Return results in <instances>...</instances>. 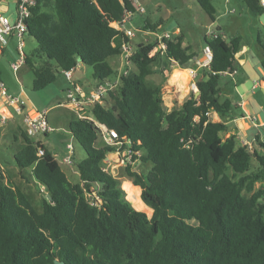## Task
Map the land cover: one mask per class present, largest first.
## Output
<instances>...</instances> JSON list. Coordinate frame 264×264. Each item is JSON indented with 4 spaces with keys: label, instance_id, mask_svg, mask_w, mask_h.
I'll return each instance as SVG.
<instances>
[{
    "label": "trees",
    "instance_id": "16d2710c",
    "mask_svg": "<svg viewBox=\"0 0 264 264\" xmlns=\"http://www.w3.org/2000/svg\"><path fill=\"white\" fill-rule=\"evenodd\" d=\"M196 1L216 19L213 0ZM240 1L258 17L264 13L260 0ZM128 12H137L135 0H37L27 19V35L37 41L26 53L33 89L46 88L80 63L91 66L98 83L115 80L112 59L122 53L124 33L114 23ZM162 25L147 19L144 28ZM220 29L205 36L212 58L196 81L199 93L192 90L170 110L162 85L147 80L154 63L162 53L186 67L198 53L182 31L165 39L164 52L152 53L157 40L134 43L131 66L117 87L91 107V117L70 122L78 179L23 132L14 161L46 195L39 211L26 190L0 172V264H264V138L255 136L258 146L236 134L224 138L230 122L212 117L240 113V104L224 98L220 80L241 68L236 54L243 36L227 37ZM254 38L264 69V24ZM103 126L118 130L122 149L140 151L134 160L151 163L146 172L127 163L126 174L142 188L152 216L133 205L106 169L104 161L117 147L101 143Z\"/></svg>",
    "mask_w": 264,
    "mask_h": 264
},
{
    "label": "rangeland",
    "instance_id": "374dc122",
    "mask_svg": "<svg viewBox=\"0 0 264 264\" xmlns=\"http://www.w3.org/2000/svg\"><path fill=\"white\" fill-rule=\"evenodd\" d=\"M136 2L141 3L145 10L144 12L133 13L132 22L136 27V44L154 41L156 40L155 38L157 35L163 34L165 31L170 32L174 36L175 34H178L180 30H182L185 36V44H191L192 49L198 53L196 58L188 63L189 67L191 68H197L198 66H201L202 62L206 63L205 56L207 49H205V36H211L213 30L222 27L220 31H224L227 37L234 35V30L238 29L233 27V18L239 14H244L246 17L245 28L242 27L240 29H244L245 36L248 40L252 41L254 36L252 27L254 25L260 24L258 22L259 17L254 13H251L246 8L245 4L240 0H213V4L217 9V17L215 20L211 19L209 14L199 5L196 0H136ZM15 9V4L11 2L10 9L6 11L7 13L11 12L12 16ZM145 18L150 19L152 22L163 20V25L156 32H152L153 30L150 28L145 29L146 31H144L143 23ZM178 28H180V30ZM25 42V49L27 52H30L37 44L36 39L29 35L25 36ZM14 44V41L10 42L7 48L15 57L17 52L14 49ZM157 49L160 50L159 46ZM120 57L121 56L112 59L113 64L118 70V73L120 72L123 65L122 59ZM154 66L156 68V72L149 75L147 80L151 84L161 83L163 88L164 102L169 110L182 104L185 97L192 90L198 91L196 77H193L191 80L189 70L186 71L190 78H188L187 81L188 86L183 87L175 81H171V75L173 71L181 66L177 62L167 59L162 53L154 63ZM5 67V74L2 77V80L5 82L6 87H8L10 92L14 93V96H16L23 89L20 97L25 100L28 107L32 109H36L37 107V109L40 110L44 107H50L56 103L67 101V92L69 89L74 88L72 82L67 79L65 73L60 72L58 73L57 79L54 83L50 84L44 89L35 90L32 87L34 73L30 67L24 66V68L18 74H15L12 68L8 66ZM257 67L261 69L263 77L264 69L261 63H258ZM183 71L185 72V70ZM254 77H256V75H252L251 80L246 81L248 88H251ZM73 78L79 79V82L84 86V88H88L90 81L94 80L92 78L91 66L85 65L84 67H80L79 70L74 74ZM261 81L263 82L264 80L261 78ZM220 85L222 86V91L225 95V88L233 85L232 78L226 75L222 76ZM223 100L224 98L221 99V102ZM3 103V96L0 94V106ZM88 107L89 110L86 112H84V110H80L79 113H73L67 107L61 106L59 104L58 106L50 108L48 112V119L55 130L47 133L48 135L37 134L34 136V139H42L46 147H48L55 154L58 160L62 162V165L66 168L70 178L73 180L76 179V173L73 171L75 169V165H73L72 162L69 163L73 166V170H71L70 168H67L66 163L63 162L64 157L69 154L70 149L68 144L72 143L74 146H77V143L70 132V128L68 127L69 121L74 117H85L89 115L90 108L92 106L88 105ZM250 112L255 114L257 113V115L260 117V120L264 121V98L258 103L257 107L254 110H250ZM37 113L38 112H36V114ZM36 114L30 115L35 116ZM212 117L215 120H220L223 118L226 121H229L231 116L229 115L224 118V116L213 112ZM16 123H22L20 115H16L15 119L12 117L4 119L3 114L0 112V172L2 171L1 165H4L6 169L5 171L9 173V175L20 187L26 190L36 209L41 211L43 208L44 197L46 195L44 186H41L40 183L29 176L28 169L27 171L25 170V174L28 178H23L22 170L14 161V153L18 151L25 143L24 139L17 141L14 138ZM254 132L255 127H252L251 133ZM229 133L230 132L226 133L224 138H227ZM261 136L264 138V129ZM239 139L241 142L248 141V143L252 144L253 146L257 145L255 140L250 141V138L245 136ZM100 141L101 143L104 142L103 136L100 138ZM104 164L106 169L121 181L122 187H124L127 192V186L133 184V181L126 174L127 163L123 162V151L116 149L115 151L110 152L107 159L104 161ZM132 165L133 168L139 172H146L151 167V163H144L140 160H136V162ZM19 169L21 170L20 172ZM149 208L150 206L140 210H143L149 216H152L153 208L152 212L147 210Z\"/></svg>",
    "mask_w": 264,
    "mask_h": 264
},
{
    "label": "crops",
    "instance_id": "0c3cea01",
    "mask_svg": "<svg viewBox=\"0 0 264 264\" xmlns=\"http://www.w3.org/2000/svg\"><path fill=\"white\" fill-rule=\"evenodd\" d=\"M17 1L18 0H0V10L3 13L11 16V12L7 13L6 10L10 9V3L11 2H13L15 4V8H16ZM138 4H141V3L136 2V5H138ZM137 12H140V11L137 10ZM11 17L14 18L15 17V13L12 14ZM147 19L148 18H145L144 23H143V30L144 31H146L145 28H144V25L146 24V20ZM232 22H233V27L235 29H238V30H234V32H235L234 35L243 36V39H242L243 49L236 54V59L239 62V64L241 65V68L238 69V70H235V72L232 73V74H228V73L225 74L226 76H229L230 78H232L233 85L230 86V87H226L225 88V90H224V92H225L224 98L225 97H230L234 102L240 104V107L237 110V112L238 111L240 112V113L238 112L239 115H237L234 118L230 117L229 122H230V126H231V131H230V133L228 135L236 134L239 138L245 136L247 138H250V141H251V140L255 139V136L257 134L261 135L263 133V129H264V121L260 120V117L257 115V113L255 114V113H251L250 112V110H252V109L254 110L257 107L258 103L261 102V100L264 98V81L263 82L261 81V78L264 80V76L262 77V71H261V69H259L257 67L258 63L260 64L261 62H260V60H258L259 58H257L258 56H257V54L255 52V49H254V44H255L254 36H255V31H256V29H257L259 24L254 25L252 27V31H253L254 36H253L252 41H251V40H248L247 37L245 36L244 29L243 30L240 29L242 27L245 28V24H246L245 15L244 14L237 15L236 17L233 18ZM258 22L260 24H264V13L259 16ZM178 29L180 30V28H178ZM240 30H242V31H240ZM180 31H182V30H180ZM144 33H146V32H144ZM12 41H14V43H15L14 44L15 45L14 49L16 50V41H15V39H11V42ZM134 41H135V38H134ZM205 49H207L206 45H205ZM205 57H206L205 58L206 59L205 60L206 63L202 62L201 66H198L197 68H191V67H189V65L186 66V67H182L181 66L179 68H176V69H181V70H178L176 72L173 71V73L171 75V81H175V74L177 72L183 71V70H185V71L189 70L190 76H191V71L193 70L195 72V75H196L195 77H196V81H197L199 77H202L201 72H202L203 66L208 65L209 62L211 61L212 53H209L207 51ZM14 59H15V57L13 56V54L11 53V51L7 47L6 48H0V77L1 78L5 74V71H4L5 68H6L5 66H8V67L11 68V62ZM24 66H28L27 63ZM24 66H22V68L19 70V72L24 68ZM84 66L85 65L83 63H80L78 65V67L73 69V77H74V74L79 70V68L80 67H84ZM18 73H15V74H18ZM252 75H256V77H254L253 80H252L251 88H248L247 85H246L247 84L246 81L247 80H251ZM92 78L94 79L93 74H92ZM191 80H192V77H191ZM72 83H73L72 84L73 86H75V85L76 86H81L88 93V95L92 94V91L94 90V88L99 84L98 80L94 79L93 81L92 80L90 81V84H89L88 88H84V86L79 82V79H75V78H73ZM158 84H161V83H158ZM184 86H188V83L186 85H184ZM7 89H8V87H7ZM8 92H9V94H13L14 95V93L10 92L9 89H8ZM21 92H23V89L16 96H20ZM3 101H4V103L0 106V112L3 114L4 119H7L9 117H12L13 119H15L16 115H20L21 116V122L22 123L21 124L16 123V125H15L16 126L15 127V133H14L15 140L20 141L21 139H24L22 134H23V132L26 131L25 130V124H24V114L16 113L15 109H14V106L9 105L5 101L4 97H3ZM65 102L66 101H64L62 103H56L55 105H51L50 107H44V108H42L40 110L37 109V107H36V109L35 108L32 109V108H29L28 105H26L25 114H29V115L30 114H36V112L42 111V110H47L49 112L50 108H53L54 106H58V104L61 105V106L67 107L73 113H79L80 110H84V112L89 110V107H88L87 104L83 105L79 109V108H77L75 106L74 103H69L68 102L67 104H65ZM90 110H91V108H90ZM87 116L91 117V114L89 113V115H87ZM254 117H257L256 120H254ZM48 118H49V116H48ZM71 120L69 121V126H68L69 128H70ZM49 122H50V120H49ZM252 127H255V132L254 133H251V128ZM44 135H48V134H44ZM31 138L34 141H36V142H41L42 144H44V142L40 138L39 139H34V136H31ZM69 144H72V143H69ZM75 149H76V146L73 145V151ZM68 155H70V150H69V154H67L65 157H67ZM65 157L63 159V162H65L64 161ZM72 158H73V154H72ZM65 163H66L67 168H70L71 170H73L72 164H69L70 162H65ZM72 163H73V161H72ZM73 165H75V164L73 163ZM1 166H2V171L1 172H5L6 174L9 175V173L7 171H5L6 169H5L4 165H1ZM64 169L66 170L65 167H64ZM20 171L21 170L19 169V172ZM73 171H74V173H76V175H75L76 179H78L79 173L76 170V167H75V169ZM67 173H68V171H67ZM68 175H69V173H68Z\"/></svg>",
    "mask_w": 264,
    "mask_h": 264
},
{
    "label": "built area",
    "instance_id": "2783aa9c",
    "mask_svg": "<svg viewBox=\"0 0 264 264\" xmlns=\"http://www.w3.org/2000/svg\"><path fill=\"white\" fill-rule=\"evenodd\" d=\"M37 0H18L17 6L14 11L15 17L3 13L0 10V48H6L11 39H15L16 41V52L17 55L15 59L11 62V68L15 73H18L19 70L26 64V42L25 36L28 31V23L27 19L31 15V6L36 4ZM261 4L264 6V0H260ZM136 8L140 12H144V8L141 4L136 5ZM13 13V14H14ZM133 13H126L121 21L115 22L114 26L121 32L124 33V41L122 43V68L118 75L121 73H126L128 71V67L131 66V57L134 53V38L136 35V27L132 22ZM156 32V31H152ZM172 37V34L168 31H165L163 34H159L156 36V40L158 42L159 48L164 52L167 48V43L165 39H169ZM157 46V47H158ZM155 47L152 51L154 53L157 49ZM207 51L212 53L211 49L207 47ZM235 72V71H234ZM234 72H230L228 74H232ZM66 77L72 82L73 80V70L64 71ZM227 73V72H226ZM225 73V74H226ZM119 76L116 77L113 81H108L105 83H99L92 94L88 95V93L81 86H73V89H69L67 92V101L65 104L74 103L77 108H81L83 105H91L93 106L97 101L103 102V95L107 94L109 90L115 89L117 87ZM194 71H191V77H195ZM73 84V83H72ZM0 94L5 98V101L14 106L15 112L18 114H24V122H25V130L29 136H36L37 134H47L51 131H54L55 128L51 125L48 119V111L42 110L38 111L35 116H31L29 114H25L26 101L23 100L20 96H14L9 94L8 89L6 87L5 82L0 77ZM257 117H254L256 120ZM103 129V138L106 143L115 145L119 151H123V162L134 164L136 160H134V154L140 155V151H133L130 148L126 147L122 149L123 142L120 140V134L116 128H106ZM243 143H248L244 141ZM252 145V144H251ZM70 149V155L65 157V162H72V154H73V145H68ZM44 152L43 149L40 150V154Z\"/></svg>",
    "mask_w": 264,
    "mask_h": 264
},
{
    "label": "bare ground",
    "instance_id": "6f19581e",
    "mask_svg": "<svg viewBox=\"0 0 264 264\" xmlns=\"http://www.w3.org/2000/svg\"><path fill=\"white\" fill-rule=\"evenodd\" d=\"M188 78L189 76L187 75L186 71H179L175 74V82L180 86L186 85L188 83ZM127 198L131 200L133 205L139 210L148 207L141 197V188L137 185L130 184L127 186ZM147 210L152 212L151 207Z\"/></svg>",
    "mask_w": 264,
    "mask_h": 264
},
{
    "label": "water",
    "instance_id": "95a60500",
    "mask_svg": "<svg viewBox=\"0 0 264 264\" xmlns=\"http://www.w3.org/2000/svg\"><path fill=\"white\" fill-rule=\"evenodd\" d=\"M196 93L198 94L199 93V91H196ZM47 197L49 198V199H52V197H51V195L48 193L47 194ZM55 264H66L64 261H61V260H59V259H56L55 260Z\"/></svg>",
    "mask_w": 264,
    "mask_h": 264
}]
</instances>
